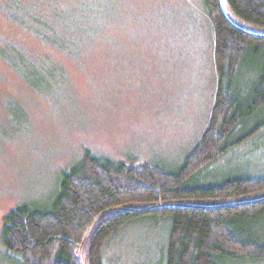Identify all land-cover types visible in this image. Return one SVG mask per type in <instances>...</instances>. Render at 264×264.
Wrapping results in <instances>:
<instances>
[{"label":"rangeland","instance_id":"obj_1","mask_svg":"<svg viewBox=\"0 0 264 264\" xmlns=\"http://www.w3.org/2000/svg\"><path fill=\"white\" fill-rule=\"evenodd\" d=\"M253 66L238 73L241 103ZM217 86L205 0H0V264H21L3 244L5 216L49 204L85 152L178 171L210 123ZM263 117L246 116L232 139ZM238 175L264 176V125L189 184ZM171 226L152 214L127 222L103 264H165Z\"/></svg>","mask_w":264,"mask_h":264},{"label":"trees","instance_id":"obj_2","mask_svg":"<svg viewBox=\"0 0 264 264\" xmlns=\"http://www.w3.org/2000/svg\"><path fill=\"white\" fill-rule=\"evenodd\" d=\"M213 23L218 78L210 123L180 169L129 166L87 151L63 172L49 204H20L4 219L2 239L21 264H103L104 248L144 215L172 218L165 264L264 260V176L190 185L210 163L242 144L263 119L232 139L246 116L264 109V0H205ZM257 68L251 95L239 100L238 73ZM13 66L21 70V65ZM253 66V67H254ZM255 77V79H256ZM248 90H250V86Z\"/></svg>","mask_w":264,"mask_h":264}]
</instances>
